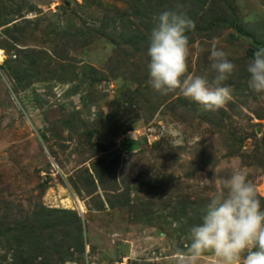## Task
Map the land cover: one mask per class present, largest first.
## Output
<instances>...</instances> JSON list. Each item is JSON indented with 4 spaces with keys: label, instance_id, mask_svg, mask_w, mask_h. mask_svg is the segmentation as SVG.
<instances>
[{
    "label": "rangeland",
    "instance_id": "obj_1",
    "mask_svg": "<svg viewBox=\"0 0 264 264\" xmlns=\"http://www.w3.org/2000/svg\"><path fill=\"white\" fill-rule=\"evenodd\" d=\"M155 1L0 0V215L75 213L83 248L64 264H176L187 217L219 182L243 170L264 198V93L246 71L264 47V0H215L189 43L188 75L214 77L213 42L236 65L224 82L233 99L215 112L154 91L147 51L126 55L119 31H94L115 11L156 26ZM48 53L71 69L49 71ZM198 264L219 262L205 253Z\"/></svg>",
    "mask_w": 264,
    "mask_h": 264
},
{
    "label": "clouds",
    "instance_id": "obj_2",
    "mask_svg": "<svg viewBox=\"0 0 264 264\" xmlns=\"http://www.w3.org/2000/svg\"><path fill=\"white\" fill-rule=\"evenodd\" d=\"M181 8L178 4L176 10L162 12L151 30L147 50L148 83L162 95L179 90L205 111H218L233 99V89L224 82L236 65L213 42L209 59L214 77L187 74L189 38L186 32L194 28V21ZM246 71L249 88L264 93V47L255 51ZM219 183L201 222L190 228L187 248L177 250L176 264H198L205 253L214 254L219 264H264V211L254 184L243 170L234 171Z\"/></svg>",
    "mask_w": 264,
    "mask_h": 264
},
{
    "label": "trees",
    "instance_id": "obj_3",
    "mask_svg": "<svg viewBox=\"0 0 264 264\" xmlns=\"http://www.w3.org/2000/svg\"><path fill=\"white\" fill-rule=\"evenodd\" d=\"M178 4L182 5L181 11L194 21V28L186 32L190 43L196 33L203 31L204 26L214 20L211 13L217 12L216 2L215 0H156L152 6L153 8L160 6L161 12H164L176 10ZM129 13L113 12L107 20L101 19L99 27L94 31L102 34L119 31L121 36L117 35V37L121 42L116 40L113 42L119 45L116 50L126 51V55L129 51H138L135 48H142L141 50L145 52L150 44L151 30L155 26L153 20L148 14L139 15L136 11ZM110 24L114 28H110ZM239 31L245 32V29L240 27ZM52 34L56 35V33ZM75 35L80 36L81 39L87 36L83 29L76 31ZM253 56L254 54L251 55L252 58ZM125 57L119 59L115 55L112 58V60L116 59L117 72H121V68L125 66ZM46 60L49 71L60 73L71 69L68 65L63 68L61 58L57 55L49 54ZM65 76L66 74L64 80ZM258 198L261 200V206H264V198L259 196ZM261 210L264 211V208L262 207ZM202 215L199 217L196 211L193 216H188L189 227L199 224ZM82 248V228L75 213L40 207L30 213L21 214L14 213L8 207L5 213L0 215V264H64L72 260L73 255Z\"/></svg>",
    "mask_w": 264,
    "mask_h": 264
}]
</instances>
